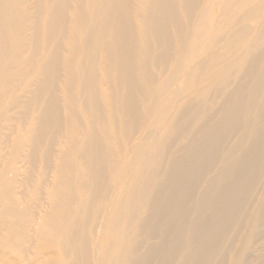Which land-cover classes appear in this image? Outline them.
<instances>
[{"label": "bare ground", "instance_id": "bare-ground-1", "mask_svg": "<svg viewBox=\"0 0 264 264\" xmlns=\"http://www.w3.org/2000/svg\"><path fill=\"white\" fill-rule=\"evenodd\" d=\"M0 264H264V0H0Z\"/></svg>", "mask_w": 264, "mask_h": 264}]
</instances>
